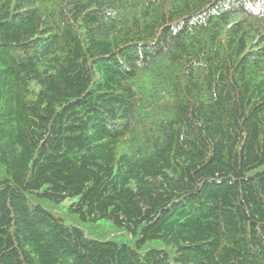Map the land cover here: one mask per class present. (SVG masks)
<instances>
[{
	"label": "trees",
	"instance_id": "trees-1",
	"mask_svg": "<svg viewBox=\"0 0 264 264\" xmlns=\"http://www.w3.org/2000/svg\"><path fill=\"white\" fill-rule=\"evenodd\" d=\"M0 264H264V0H0Z\"/></svg>",
	"mask_w": 264,
	"mask_h": 264
}]
</instances>
